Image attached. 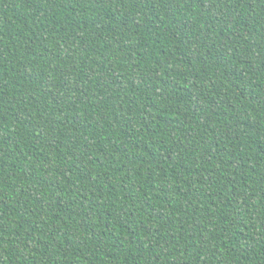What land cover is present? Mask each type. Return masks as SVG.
<instances>
[{
    "label": "trees",
    "instance_id": "16d2710c",
    "mask_svg": "<svg viewBox=\"0 0 264 264\" xmlns=\"http://www.w3.org/2000/svg\"><path fill=\"white\" fill-rule=\"evenodd\" d=\"M0 264H264V0H0Z\"/></svg>",
    "mask_w": 264,
    "mask_h": 264
}]
</instances>
